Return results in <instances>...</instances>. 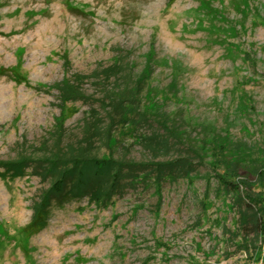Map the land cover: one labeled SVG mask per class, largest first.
<instances>
[{
    "label": "rangeland",
    "instance_id": "374dc122",
    "mask_svg": "<svg viewBox=\"0 0 264 264\" xmlns=\"http://www.w3.org/2000/svg\"><path fill=\"white\" fill-rule=\"evenodd\" d=\"M231 173L264 198V0H0V264H264Z\"/></svg>",
    "mask_w": 264,
    "mask_h": 264
},
{
    "label": "trees",
    "instance_id": "16d2710c",
    "mask_svg": "<svg viewBox=\"0 0 264 264\" xmlns=\"http://www.w3.org/2000/svg\"><path fill=\"white\" fill-rule=\"evenodd\" d=\"M145 69L141 75L138 76L134 83V87L127 89L126 91H120L116 98L113 99V104L115 109L123 111V101H129L133 103L137 99L146 83V80L149 78V74ZM61 95L65 102L69 101H78L81 99V94L79 91L65 85L60 87ZM143 115L147 117H152L157 120L159 124L164 127L166 130H169L175 135V131L169 128L168 124L164 122V118L159 116L157 112L150 114L148 111L143 112ZM217 177V182L219 187L226 193L234 196L235 203L238 208L244 209L245 211L241 212V224L245 227H249L250 233L249 237H264V198L261 194L252 196L248 193H243L242 188L247 187L245 182L238 180V175L231 173L230 175H215ZM251 212V214H249ZM249 225V226H248Z\"/></svg>",
    "mask_w": 264,
    "mask_h": 264
}]
</instances>
